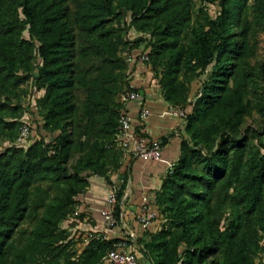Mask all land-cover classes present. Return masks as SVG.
<instances>
[{"label":"trees","instance_id":"obj_1","mask_svg":"<svg viewBox=\"0 0 264 264\" xmlns=\"http://www.w3.org/2000/svg\"><path fill=\"white\" fill-rule=\"evenodd\" d=\"M67 1L0 0V264L106 261L118 239L89 233L76 257L69 230L81 220L77 198L90 178L103 177L111 186L121 166L119 97L136 68L126 57L142 42L151 83L170 107L186 111L178 159L154 194L160 227L145 234L142 251L152 264H257L264 145L253 146L258 134L242 129L258 110L244 65L250 32L264 19V0H199L219 10L202 20L195 19L193 0H76L73 11ZM123 15L124 25L115 28ZM258 73L264 81V63ZM27 83L30 107L55 137L29 139L25 148L15 141L28 111ZM76 89L85 93L88 125L108 116L99 129L86 125L81 141L67 131ZM168 139H159L162 146ZM73 153L79 156L71 165ZM125 185L124 178L114 206L119 223ZM226 209L230 218L222 223Z\"/></svg>","mask_w":264,"mask_h":264},{"label":"crops","instance_id":"obj_2","mask_svg":"<svg viewBox=\"0 0 264 264\" xmlns=\"http://www.w3.org/2000/svg\"><path fill=\"white\" fill-rule=\"evenodd\" d=\"M143 66L136 65L132 73V80L136 83L142 94V99L130 104L129 110L138 114L139 107L146 108L149 112L144 121L139 119L134 122L136 133L149 139L169 137L162 148L160 161H142L130 156H124L119 170L111 176V180L120 183L125 178L126 185L120 202L123 222L113 230H105L103 226L102 210L109 191V185L103 177H91L89 187L80 195L76 212L81 215L77 220L74 231L85 237L89 233L101 234L106 239H127L129 248L137 259V264H152L142 251L143 242L152 233L159 229L160 221H152L147 230H143L137 222V216L144 210L155 211L153 202L154 194L160 188L162 180L169 171V166L174 164L179 156V143L183 136V120L169 113V105L163 100L160 89L152 82L149 74H145ZM142 74V75H141ZM141 75V76H140ZM104 264H109L107 261Z\"/></svg>","mask_w":264,"mask_h":264},{"label":"rangeland","instance_id":"obj_3","mask_svg":"<svg viewBox=\"0 0 264 264\" xmlns=\"http://www.w3.org/2000/svg\"><path fill=\"white\" fill-rule=\"evenodd\" d=\"M195 7H194V14H195V19L202 20V18L208 17L210 19H214L217 14H218V7L215 4H212L210 2H202L199 0H193ZM252 0H248L250 3ZM76 0H68L67 1V6L69 10L73 11L76 5ZM203 9V14L200 12V10ZM126 16L123 15L120 18L119 23L114 22L113 25L115 28H121L123 26V21H125ZM78 35V34H77ZM25 37L27 35L25 34ZM81 36H76L78 38V43H83V41L80 38ZM146 42H142L138 47L134 49V53H144L145 49L143 48ZM249 53H248V59L245 63V70H247L251 74V85H250V97L249 99L252 100L254 103L257 104L258 110L254 112L251 116L247 117L242 133L249 135L255 134L259 136V142L256 141H251V144L253 146L259 145L260 142L262 145H264V81L261 80L258 75H259V68L260 66L264 63V19L258 24L255 25L250 32V38H249ZM102 57H100L101 59ZM101 62L99 60V57H96L93 59L92 64L95 66L98 65ZM143 66V70L145 72L144 76L146 74H149L150 77L152 76L150 67H147V65H140ZM131 68V66H130ZM142 75V74H141ZM140 75V76H141ZM133 77V76H132ZM199 78L196 80L193 85H192V91H191V97H193L196 93V91L199 88L200 80L203 78ZM152 78V77H151ZM25 105H28V111L26 114L23 116V122H27L29 124V130L30 127L32 129L31 137L30 139H43L45 142H51L54 139V134L47 133L43 127H42V122L39 119V116L35 114V109L30 107V103L32 102L33 98V93H32V88L30 86V83H27L25 86ZM140 90V89H139ZM85 98V93L80 90L76 89L74 91V101L76 104L75 107V113L73 114V119L68 121V127L67 131L72 134V137L74 138V141H81L84 139V132H85V126L88 125L87 119L83 114V102ZM117 102V99L115 100ZM170 111V109L168 110ZM108 120V116H102L95 121L89 123V127L92 129L96 130L102 127V124ZM183 120V119H181ZM184 122V120H183ZM30 141V140H29ZM260 152L262 155H264V148H260ZM78 154L73 153L72 158H71V165L75 163V161L78 158ZM55 191H52L51 195H54ZM230 209H226L225 215L223 218L222 223H226V221L230 218ZM32 223H30V220H28L24 227L27 228L26 235L23 240H26L29 232H30V226ZM71 235L74 237V240L71 241V250L76 253L79 256L81 252L83 251V244L80 240L84 238L81 235H78L74 230H69ZM77 234V235H76ZM68 240H69V235L67 233ZM71 237V236H70ZM81 238V239H80ZM261 245H262V250L258 254L257 258L255 259V262L257 264H264V237L261 239ZM58 264H62L61 261Z\"/></svg>","mask_w":264,"mask_h":264},{"label":"built area","instance_id":"obj_4","mask_svg":"<svg viewBox=\"0 0 264 264\" xmlns=\"http://www.w3.org/2000/svg\"><path fill=\"white\" fill-rule=\"evenodd\" d=\"M128 65H147L149 63L148 52L130 53L126 57ZM142 99V94L133 80H130L128 87L120 94L119 101L122 108L119 111V126L117 133V145L122 150L123 156H130L142 161H160L162 159V144L159 139H149L140 133H136L134 129L135 120L144 121L148 118L149 112L142 106L139 107L138 114L134 115L128 108L130 104L137 103ZM169 113L179 119H185L186 111L179 107H169ZM32 129L27 122L19 127V133L16 138V145L19 147H27L31 137ZM173 164L169 166L168 173L172 170ZM120 183L113 180L112 185L105 200L102 210L103 226L105 230H113L119 225L118 219L114 215V206L116 204V194ZM75 215H78L75 212ZM157 219V212L144 209L139 216L137 222L143 230L149 229L152 221ZM120 222L123 217L120 214ZM106 261L109 264H137L134 253L130 250L128 240L119 239L113 249L108 252Z\"/></svg>","mask_w":264,"mask_h":264}]
</instances>
